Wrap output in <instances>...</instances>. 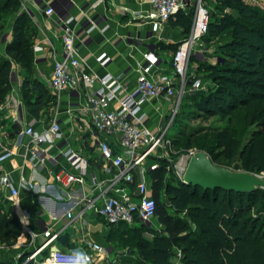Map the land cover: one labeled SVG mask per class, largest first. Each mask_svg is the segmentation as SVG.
Wrapping results in <instances>:
<instances>
[{
    "label": "built area",
    "instance_id": "built-area-1",
    "mask_svg": "<svg viewBox=\"0 0 264 264\" xmlns=\"http://www.w3.org/2000/svg\"><path fill=\"white\" fill-rule=\"evenodd\" d=\"M19 3L21 10L30 16L31 3L46 16L52 15L56 7H62V0H19ZM148 3V10L135 11L133 15L141 22L148 23L152 33H159L170 20L176 19L179 12L189 14L192 10L191 22L189 30L177 41L176 50L170 57L162 56L154 46L143 51L142 62L136 68L132 84L126 85L120 76L110 71L102 74L86 71L76 45L75 29L67 23L63 24L60 33V47L53 54L49 79L52 92L59 94L73 90L83 99L78 109L79 115L86 119L82 132H89L90 145L96 150L100 166L114 169V173L107 178L98 179L90 174L92 189L83 196L85 207L92 209L107 224L121 221L129 225L150 223L155 213V201L146 173L154 169L157 163L153 162L147 167L144 163L149 157L162 158L166 154L162 151L171 141L166 134L167 127L179 112L183 97L206 87L196 67L191 64L208 30L212 8L209 0H148ZM157 39L162 37L158 35ZM96 60L103 64L107 58L102 54ZM153 101L158 102L154 105L156 111L160 110L161 103L168 105L165 120L156 127L146 125L147 112L144 110L145 104ZM19 131L22 137L28 139L22 158L29 161L33 174L29 177L20 174L16 180H12L7 173L0 172V188L6 192L5 198L17 215L22 233L30 237V240L24 238L14 245H19L15 253L17 264H88L92 254L99 256L104 251L97 241L88 242L82 250L58 248L39 256V250L45 247L48 240L39 245L32 244L35 234L28 225L30 211L21 209L19 205L21 191L34 194L38 187L44 192L48 186L65 191L85 184L88 158L80 148L67 147L62 155L68 166L60 165L53 169L50 178L42 184L34 174L45 162L46 150L42 145H52L54 140L63 138L60 125L56 119H52L42 130L26 125ZM1 135L2 132L0 161H3L18 154V144L22 140L9 144ZM183 172L179 173L180 177ZM135 173L138 179L135 188L130 190L128 183L133 181ZM35 197L39 200L44 195L39 193ZM83 212L84 209L79 214ZM66 214L68 218L73 217L70 210Z\"/></svg>",
    "mask_w": 264,
    "mask_h": 264
},
{
    "label": "trees",
    "instance_id": "trees-1",
    "mask_svg": "<svg viewBox=\"0 0 264 264\" xmlns=\"http://www.w3.org/2000/svg\"><path fill=\"white\" fill-rule=\"evenodd\" d=\"M217 4V11L213 7L210 10L208 30L203 39L220 36L225 31L232 36L220 47L221 63L209 65L205 89L190 93L193 106L197 112L227 121L214 133L213 144L209 146L213 162L219 157L233 161L238 155L239 159L245 157L242 164L246 170L264 172V11L245 0H219ZM224 8L233 9L236 16L222 13ZM5 11L13 15V29L11 40L4 45V53L0 52V105L9 89L13 60L25 72L24 103L30 111L43 108L46 112L53 102V94L32 78L31 47L35 27L29 15L21 10L19 0H0V13ZM191 11L176 15L183 34L189 30ZM1 20L0 31L3 28ZM173 44L174 52L177 43ZM163 47L171 49V44ZM239 108L244 110L246 127L253 126L250 139L243 146L235 128L229 124ZM166 164L160 159L157 166L146 173L155 201L153 218L163 226V233L148 239L142 233L148 224L139 223L140 227L128 228V224L121 221L107 224L110 229L106 238H123L130 255L136 254L133 264H172L173 245L181 248L184 264H264V188L248 192L218 187L203 189L181 179L169 184L164 181ZM137 179L135 173L133 181L128 183L131 189L135 188ZM162 192L169 196L175 211H186L197 228L192 230L168 213L160 201ZM20 232V222L10 205L0 202V239H14ZM0 264L6 263L0 260Z\"/></svg>",
    "mask_w": 264,
    "mask_h": 264
},
{
    "label": "crops",
    "instance_id": "crops-1",
    "mask_svg": "<svg viewBox=\"0 0 264 264\" xmlns=\"http://www.w3.org/2000/svg\"><path fill=\"white\" fill-rule=\"evenodd\" d=\"M29 8L31 11L29 17L35 27L31 47L32 78L39 80L53 94V102L46 108V112L43 108L37 112L28 109L22 99L25 72L19 63L12 60L9 89L0 105V110L7 119L3 121L0 119V132L9 144L17 143L18 140L22 142L18 144V154L0 161V172L7 173L12 180H16L20 174L25 177L33 174L29 161H24L22 158L28 139L22 137L19 130L26 125L42 130L52 119H56L59 123L63 138L54 140L52 145H42V148L46 150L45 162L34 173L39 182L45 184V181L50 178L51 171L56 167L68 166L62 155L67 147L80 148L88 158V176L82 186L75 185L65 191L55 186H48L44 192L40 190V187L34 194L20 192L21 209L30 211L28 225L35 234L32 244L39 245L48 240L45 247L38 252L39 256H44L53 249L82 250L87 247L88 242L92 241L102 244L101 240L106 238L110 229L92 209L85 207L83 196L92 189L90 174L98 179L107 178L114 173V169H103L100 166L95 154L96 150L90 145L89 132L85 134L82 132L86 119L79 115L78 109L83 99L73 90L55 94L49 85L53 54L60 47L63 24L67 23L75 29L76 45L83 60L82 66L86 71L93 70L99 74L110 71L120 76L126 85L132 84L135 79L136 68L142 62L144 50L154 46L162 56L170 57L173 51L163 45L177 43L183 36V32L176 25V19H172L159 33L157 32L158 34L152 33L148 23L141 22L133 15L135 11L148 10V0H62V7L60 9L56 7L55 12L50 16L42 14L33 3L29 4ZM158 35L162 39H157ZM10 40L9 35L7 42ZM102 54L107 58L103 64L96 60V57ZM155 103L158 102L153 101L144 106L147 112L146 125L150 127H154L150 117L163 112L165 106H163L164 102L161 103L160 110L156 111ZM165 107L168 108V105ZM129 189L131 190L130 187ZM2 190L0 188V202L6 204V192ZM39 193L44 197L38 200L35 195L38 196ZM83 209L84 212L79 214V211ZM68 210L73 214L72 218L67 217ZM24 238L30 240L28 235H20L16 242L20 243ZM18 249L19 245H13L10 248L0 245V260L6 264H17L15 253Z\"/></svg>",
    "mask_w": 264,
    "mask_h": 264
},
{
    "label": "rangeland",
    "instance_id": "rangeland-1",
    "mask_svg": "<svg viewBox=\"0 0 264 264\" xmlns=\"http://www.w3.org/2000/svg\"><path fill=\"white\" fill-rule=\"evenodd\" d=\"M245 1L252 4L253 6L258 7V9L264 11V0H245ZM209 3L214 8L213 10H215L216 5H218L217 3H219V0H209ZM221 12L230 13L233 16H236L237 14L231 8H224ZM0 15L2 16L0 20L1 19L3 20V28L0 31V52L3 54L4 45L7 42V38L9 37V35L12 36L11 32L13 29V23H12L13 15L12 13L10 14V12L8 11L1 12ZM175 23L182 30V27L179 21L177 20V18L175 20ZM226 34L227 32L225 31L221 33L220 36L218 35L210 36L207 39H203L202 43L197 49V53L195 54V57H193V63L191 65L192 67H196L195 68L197 69L196 72L200 76V78H202V81L205 82V85L207 84V81H209V79H207L206 76L209 65L219 64L222 61L223 56L220 54L221 53L220 47L222 43L226 42L227 40H230L232 36L231 32H229V34L227 35ZM169 44H171L170 50L173 51L174 44L173 43H169ZM191 96L192 95H190V93H187L183 97V99L181 100V104H180L181 106L179 112H177L175 119L172 122L170 121L167 127L166 134L172 135L173 137L169 136V138L171 139L170 144L164 151H162V153H166V154L165 155L163 154L162 158L160 157L154 158L153 156L149 157L150 159L144 163V166L147 167V165H150L153 162L158 164V162H160V159L166 161L167 167H166L164 181H166L169 184L170 183L175 184L177 180L182 179L179 173H182L183 171L180 172L178 167L183 166V170H184L193 152L198 150H203L206 151L207 153L209 152L210 150L209 146L213 144L214 133L217 131L218 128L227 124L226 119H220L215 115H209L207 113L205 114L202 112H197L194 109L193 99ZM164 105L167 106L166 103H163V106ZM165 106L163 112L161 113L158 112L150 117L151 124H153L154 127L162 124L163 121L165 120L166 118L165 114L168 111L167 107ZM4 118L5 116L4 114H2V111L0 110V119H2V121L7 119ZM232 120L233 121H230L229 124L235 128L236 135L240 139L241 146L246 145L250 139L253 126L249 128L246 127V125L244 124L243 108H239L234 112V117L232 118ZM215 151H217V149ZM159 154L160 153L156 155ZM208 155L210 156L209 153ZM217 160L214 161V162L217 161L216 164L226 166L229 169L251 172L255 175L264 178L263 171H251V170H246L243 167L242 163L245 160V157L239 159L238 155H236L233 161H229V162L224 160L222 157L217 158ZM177 171H179V173ZM137 172H139L138 169ZM160 201L163 203L165 209L168 211L170 215L174 217H178L192 230L197 228L196 224L188 216L186 211H178V212L175 211L173 206H171L170 204L169 196L165 192H162L160 194ZM254 207L255 205L252 207L251 213L254 212ZM128 225H127L128 228L135 226V225H130V226ZM138 225L140 224H136L135 227H140ZM162 228L163 226L159 224L155 218H152L150 223H148L146 229H144L142 233L148 239H152L154 235L163 233ZM20 235H25V233H22V229L18 236ZM18 236L15 237L14 239L4 238L2 239L3 241L0 239L1 240L0 245L4 246L5 248L13 247V245H15V242L18 241L17 240ZM12 240L14 242L9 244L8 242ZM101 241L104 251L99 256L96 255L94 256L92 254L91 257H89L88 264H133L135 262L136 254H133V256L130 255L131 254L129 252L130 248L126 246L127 243L123 241V238L111 237V239L105 238L104 240ZM35 243L39 244L38 242ZM172 250H173V255L171 257V263L184 264L182 261L183 254L181 248L173 245ZM178 253L180 255H178Z\"/></svg>",
    "mask_w": 264,
    "mask_h": 264
},
{
    "label": "water",
    "instance_id": "water-1",
    "mask_svg": "<svg viewBox=\"0 0 264 264\" xmlns=\"http://www.w3.org/2000/svg\"><path fill=\"white\" fill-rule=\"evenodd\" d=\"M181 178L182 182L200 186L203 189L218 187L248 192L264 187V178L251 172L232 170L216 164L203 150L193 152Z\"/></svg>",
    "mask_w": 264,
    "mask_h": 264
},
{
    "label": "bare ground",
    "instance_id": "bare-ground-1",
    "mask_svg": "<svg viewBox=\"0 0 264 264\" xmlns=\"http://www.w3.org/2000/svg\"><path fill=\"white\" fill-rule=\"evenodd\" d=\"M178 169L180 172L183 171V166L178 167ZM180 174H182V173H180Z\"/></svg>",
    "mask_w": 264,
    "mask_h": 264
}]
</instances>
